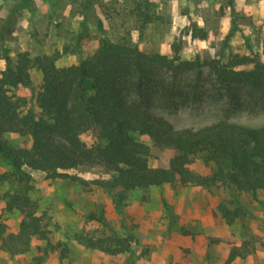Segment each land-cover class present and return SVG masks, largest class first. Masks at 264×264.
Wrapping results in <instances>:
<instances>
[{"label":"rangeland","instance_id":"rangeland-1","mask_svg":"<svg viewBox=\"0 0 264 264\" xmlns=\"http://www.w3.org/2000/svg\"><path fill=\"white\" fill-rule=\"evenodd\" d=\"M19 4L21 0H0V24ZM146 15L151 20L143 25ZM99 20L102 30L97 27ZM101 38L114 42L124 38L144 53L169 58L177 49L181 60L200 63L197 69L177 74L171 93L159 89L152 100L153 113L173 127L198 128L217 121L252 128L264 124V88L220 84L203 64L216 62L247 72L253 65L243 64L245 60L264 64V0H32V8L21 10L14 30L0 42V72L5 66L4 50L12 58L24 51L30 56L57 52V66H70L90 56ZM30 76L36 89L40 73L32 69ZM161 78L167 84L172 80L169 72L161 73ZM16 93L27 99L34 112L39 111L33 91L18 87ZM6 139L12 146L30 143V137L16 134ZM81 139L90 143L93 135ZM135 139L149 147V166L168 167L171 150L155 146L146 136L135 135ZM190 169L208 172L200 159ZM22 170L24 180L19 181L12 166L0 159V264H127L129 253L108 255L84 241L108 236L128 241L134 264H226L234 248L245 256L229 264H264V192H258L256 199L238 194L245 216L227 224L217 208L230 199L223 187L165 184L128 192L116 205L114 191L91 182L108 179L100 166L69 171L82 183L47 179L44 172L27 167ZM31 209L44 217L49 242L67 245L66 257L36 236L31 237L28 251L9 252L8 236L18 233L21 211ZM99 212L106 227L85 218Z\"/></svg>","mask_w":264,"mask_h":264},{"label":"trees","instance_id":"trees-1","mask_svg":"<svg viewBox=\"0 0 264 264\" xmlns=\"http://www.w3.org/2000/svg\"><path fill=\"white\" fill-rule=\"evenodd\" d=\"M24 8H32V0H21L9 10L0 24V42L14 30ZM150 20L146 15L142 24ZM97 27L103 29L100 20ZM177 52L174 50V56L169 58L157 52L144 53L124 38L116 42L101 38L95 51L76 65L57 66V52L30 56L24 51L12 58L4 50L5 66L0 72V159L12 166L13 176L19 181L24 180L22 169L27 167L44 172L47 179L82 183L69 171L100 166L108 179L91 182L105 191H114L116 205L128 192L165 184L223 187L230 199L218 204L221 217L227 224L242 219L245 211L238 194L256 199L258 192H264V124L252 128L217 121L198 128L177 129L153 113L156 91L171 93L176 88L177 74L200 66L196 61L181 60ZM249 62L253 69L248 72L230 70L216 62L203 64L209 66L220 84L249 83L264 88V64L255 60L242 63ZM32 69L40 73L36 89L32 87ZM163 72L171 74L169 84L161 78ZM18 87L33 91L37 113L25 97L17 95ZM135 96L138 100L132 98ZM87 133L93 135L90 143L81 139ZM9 134L30 137L29 146L10 145L6 139ZM135 135L146 136L155 146L171 150L168 167L149 166V147L137 141ZM197 159L208 168L206 174L190 169ZM24 204L28 207L30 203L25 199ZM229 204L234 207L229 208ZM21 213L18 233L10 234L6 240L9 252L28 251L31 237L36 236L58 249L61 258L66 257L67 245L49 242L43 216H36L34 209ZM85 218L107 226L102 212L89 213ZM131 240L136 243L133 237ZM84 241L108 255L129 253L127 264H134L125 239L86 237ZM244 256L234 248L226 264Z\"/></svg>","mask_w":264,"mask_h":264}]
</instances>
